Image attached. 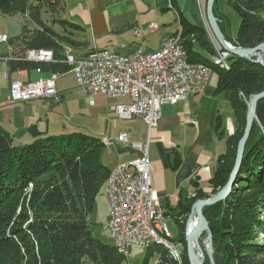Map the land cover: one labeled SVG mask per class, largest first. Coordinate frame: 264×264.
<instances>
[{
  "label": "trees",
  "instance_id": "16d2710c",
  "mask_svg": "<svg viewBox=\"0 0 264 264\" xmlns=\"http://www.w3.org/2000/svg\"><path fill=\"white\" fill-rule=\"evenodd\" d=\"M219 1L215 0L214 12L228 41L244 48L264 42V0H228L241 18L236 36L231 34L228 15L219 10ZM63 10L64 0H0L1 14L21 13L25 18L22 33L9 37L12 53L7 44L0 42L4 45L1 53L8 56L10 74L38 68L51 73L70 71L64 59L67 53L80 54L77 46L84 42L80 37L85 28L64 17ZM50 12L51 20L45 19L43 14ZM181 32L189 61L214 66L219 75L218 91L233 90L232 106L237 118V126L227 139V150L208 186L195 181V196L180 197L175 207L164 204L167 213L188 217L196 200L217 193L229 181L249 100L264 90V63L257 57L233 54L228 68H221L211 59L217 46L210 30L182 17ZM29 49H51L56 61L27 60ZM256 114L229 194L204 207L215 264H264V98L258 102ZM29 131L32 137L16 144L17 134L0 123V264H122L127 258L113 241L107 243L95 236L88 220L113 169L102 160L105 145L101 138L82 131L54 134L36 124ZM176 222L180 236L175 241L187 246L186 219ZM155 245L148 247L145 261L153 250L161 249H154L159 244ZM159 253L160 264L173 263L163 249ZM184 257L183 263L191 264L188 254ZM204 264H212L207 253Z\"/></svg>",
  "mask_w": 264,
  "mask_h": 264
},
{
  "label": "crops",
  "instance_id": "0c3cea01",
  "mask_svg": "<svg viewBox=\"0 0 264 264\" xmlns=\"http://www.w3.org/2000/svg\"><path fill=\"white\" fill-rule=\"evenodd\" d=\"M207 1L64 0L62 14L85 28L80 37L84 42L77 46L80 54L76 56H82V53L95 48L127 53L141 47L150 52L160 49L168 36L181 29L182 17L210 30ZM219 10L226 14L220 7V1ZM152 22L157 23L155 30L149 27ZM139 29L144 31L142 38L136 36ZM3 47L4 45L0 52ZM0 64L4 68H0V75L5 71V79H9L6 77V62L0 60ZM69 72L73 73L71 70ZM50 75L49 70L39 72L25 69L11 73L14 78L23 80H37ZM61 75L64 73H60L58 79ZM218 83L219 75L215 70L203 89L192 92L186 100L164 104L158 125L152 128L140 117L126 120L127 122H123L121 118L120 124L114 121L115 117L120 119L116 106L129 102V98H110L115 100L109 110L112 114L106 120L102 115L98 116L100 121L102 118L107 124L97 132V136L101 139L105 135L113 138L111 145H106L101 140L106 147L114 148L113 151H103L104 163L114 168L122 162L130 161L140 155L132 142H148L153 184L166 206L175 207L180 197L193 194L195 181H199L203 187L208 186L221 155L227 150V139L237 126L232 106L233 90L218 91ZM57 91L60 95L58 87ZM60 97L62 101L63 97ZM47 98L11 101L9 83L6 92L0 88V123L16 134L26 130L27 134L24 136L28 139L32 137L31 134L28 135L31 125L36 124L40 129L49 131V119L46 128H43V118L47 119L53 113L50 110L51 104L44 100ZM120 132L129 134L130 143L117 139Z\"/></svg>",
  "mask_w": 264,
  "mask_h": 264
},
{
  "label": "built area",
  "instance_id": "2783aa9c",
  "mask_svg": "<svg viewBox=\"0 0 264 264\" xmlns=\"http://www.w3.org/2000/svg\"><path fill=\"white\" fill-rule=\"evenodd\" d=\"M151 30L157 23L149 25ZM136 36L142 38L139 29ZM8 34H0V42L7 43ZM12 51V47L8 49ZM213 56L230 62L232 53L223 49ZM6 58L7 56H0ZM27 60L54 62L51 49H29ZM64 62L71 66L77 84L86 93L104 94L108 98H129V102L116 106L120 118L141 117L149 128L158 125L164 104H174L186 100L192 92L203 89L211 75L209 69L195 66L186 57L181 29L176 35L168 36L160 49L147 52L138 47L127 53L109 49H92L84 56L67 53ZM41 72V69H37ZM60 73L37 80H14L10 96L14 102L54 97L60 102L56 83ZM94 100H91L93 103ZM109 145L113 143L111 136ZM117 139L130 143L127 132H120ZM140 155L130 161L118 164L115 178H109L105 197L109 210L106 227L114 244L122 245L129 258L134 245L143 246L149 240H165L164 231L169 230L167 208L161 201L153 184L148 142H132ZM176 248V247H175Z\"/></svg>",
  "mask_w": 264,
  "mask_h": 264
},
{
  "label": "rangeland",
  "instance_id": "374dc122",
  "mask_svg": "<svg viewBox=\"0 0 264 264\" xmlns=\"http://www.w3.org/2000/svg\"><path fill=\"white\" fill-rule=\"evenodd\" d=\"M220 7L223 11L226 12L229 19L231 20V32L233 35H237L239 31V26L241 23V18L237 11H235L231 5L229 4L228 0H220ZM43 14V17L46 19L51 20V12ZM63 15V14H62ZM51 16V17H50ZM24 15L19 13L14 16H5L0 13V34H8L9 37H15L22 33L23 30V24H24ZM219 20V19H218ZM211 31V30H210ZM213 38V41L215 42V45L217 46V50H222V46L217 42L214 36L211 35ZM8 45V49L11 47L9 41L7 43H4V45ZM3 44L0 43V48ZM235 45V44H234ZM220 46V47H219ZM219 47V48H218ZM9 51V50H8ZM13 51V49H12ZM12 51H9L12 53ZM28 52V51H27ZM26 52V55H27ZM218 53V51H217ZM216 53V54H217ZM215 54V55H216ZM233 55V54H232ZM0 56H3V54L0 52ZM8 57V56H7ZM26 58V56H25ZM6 58H0V60H3L6 62L8 60H5ZM27 59V58H26ZM214 68V66H212ZM0 68L4 70L3 65L0 64ZM21 71V70H20ZM18 71V72H20ZM214 72V69L213 71ZM16 76V75H14ZM14 76H11L10 72L6 71V77L9 79H5V71H3L0 75V88L3 89L4 92L8 90L9 83H10V90H11V84L14 80H22V81H29V80H23L21 78H14ZM33 76L36 77V74H33ZM62 76V75H61ZM57 87L59 90L60 95L63 97L62 101L58 104L54 102V97H48L47 99H44L46 103L51 104L50 110H52L53 113H50L46 118H43L45 126L43 128H46L47 120L49 119V131L54 134H60V133H67L70 131H82L85 133H90L92 135L97 136V132L101 131V128L105 127V124L107 122H104L103 119H107L108 115L112 114V111L109 112L111 109V106L113 103H115V100L107 98L103 94H95L92 95L90 93H86L82 87H80L77 82L75 75L71 72H65L60 79L57 81ZM59 95V96H60ZM94 99V104L90 103V99ZM11 99V96H10ZM12 101V100H11ZM56 101V100H55ZM49 110V109H48ZM45 113V110H44ZM102 115L101 121L98 119V116ZM116 116V115H115ZM118 116V115H117ZM114 118V117H111ZM137 118V117H135ZM141 118V117H140ZM120 119L115 117L116 122L120 124ZM126 120L130 121L129 119H123V122H127ZM96 131V132H95ZM24 134H27V131L19 132L15 138V143L18 144L20 141H25ZM31 134L30 132L28 135ZM107 150H114V148L110 147H104L103 151L106 152ZM103 162H105V159H102ZM107 165V164H106ZM110 175V174H109ZM109 177V176H108ZM108 179V178H107ZM107 181V180H106ZM188 197H193L195 194H189ZM207 206V205H206ZM205 207V206H204ZM174 212V211H173ZM175 213V212H174ZM196 216V215H195ZM192 217L190 220L191 224L193 223V220L196 221V217ZM188 217H185L184 215L174 216L170 212L166 214V221L169 228V235L168 240L176 242L178 246V257L172 255L170 248L165 246V244L161 243L160 241H156L157 243L153 244H159L155 245L154 249L161 248L166 253H168L171 258L173 259V263L169 264H184V254H188L187 246H185V243L180 241H175L180 236V230L178 223L176 220L182 222L184 219H186V222L188 220ZM109 219V210L107 206V201L105 197V190H102L101 193L97 196L96 202L94 204L93 210L88 216V220L90 222L91 229L93 231V234L95 236H98L103 241L109 243L112 242V237L110 234L109 229L105 226L107 223V220ZM187 226V225H186ZM263 237V234L260 235ZM167 237V236H166ZM166 239V238H165ZM199 243L201 247L203 248L204 252H206V246L209 243L208 234L207 232H204L201 237L199 238ZM152 246V245H151ZM150 247V246H149ZM161 249L153 250L151 255H149V258L145 261V258L147 254L149 253L150 249L148 247L134 245L130 249L129 258L125 259L122 264H160V253L159 251ZM206 254V253H205ZM180 257V258H179Z\"/></svg>",
  "mask_w": 264,
  "mask_h": 264
},
{
  "label": "water",
  "instance_id": "95a60500",
  "mask_svg": "<svg viewBox=\"0 0 264 264\" xmlns=\"http://www.w3.org/2000/svg\"><path fill=\"white\" fill-rule=\"evenodd\" d=\"M214 3L215 0L207 1V18L210 26V30L214 35L217 42L222 46L223 49L231 52L234 55H239L243 58H252L257 57V60L264 63V42L255 46V47H239L234 45L232 42L228 41L220 27L218 17L214 12ZM264 98V90L253 94L248 103V112L246 125L242 137L239 140L237 147V154L235 159L234 167L231 171L229 181L227 185L222 188L217 193L207 197L199 198L195 201L192 212L187 220L186 226V242L188 250V258L191 264H204L205 261V252L201 245L199 244V237L201 232L206 231L208 234L209 243L206 246V253L208 254L212 264H215L213 256V247H212V233L210 230L209 222L204 214V206L212 205L220 200H223L230 192L235 178L239 172L241 164L243 162V157L246 149V145L254 124L255 119L257 118L256 109L258 102ZM197 214V219L194 222L192 227H189L190 220L193 217V214ZM194 243L198 246V251L194 250Z\"/></svg>",
  "mask_w": 264,
  "mask_h": 264
},
{
  "label": "bare ground",
  "instance_id": "6f19581e",
  "mask_svg": "<svg viewBox=\"0 0 264 264\" xmlns=\"http://www.w3.org/2000/svg\"><path fill=\"white\" fill-rule=\"evenodd\" d=\"M174 35H176V34H174ZM186 57H188L187 50H186ZM211 59H212V61H213V63H214L215 65H217V66H219V67H221V68H228V66H229V63H228V62L223 61V60L220 59V58L212 57ZM191 63H193L195 66H198V67H200V68L209 69L210 72L213 71L212 67L209 66V65H207V64H205V63H201V62H191ZM101 140H102V142H103L104 144H106V145L109 144L108 138L104 137V138H102ZM109 178H115V169H112V170H111L110 175H109V177H108V179H107V181H106V183H105V189H106V186H107L108 183H109ZM195 215L197 216V214L195 213V214H193V217H194ZM196 216H195V217H196ZM191 219H192V218H191ZM194 222H195V220H193V223H192V224H191V222H190L189 227H192V226L194 225ZM204 232H206V231L201 232L200 237H201V235H202ZM166 236H167V237H166ZM168 236H170V235H169V230H166V231H164V238H166L165 240H149L148 243H144L143 246H144V247H149V246H151L154 242L157 243L156 241H160L161 243L165 244V246H167V247L170 248V251H171L172 255L178 257V256H179V255H178V252H179V251H178V249H179L178 246H179L180 244L178 245V244H177L176 242H174L173 240L170 241L171 239L168 240ZM200 237H199V238H200ZM199 244H200V243H199ZM114 245L116 246L117 250H118L120 253H122V254L127 258V251H126V249L123 248L122 245H117V244H114ZM197 246H198V245H197L196 243H194V250H195V252L198 251ZM175 247H176V248H175ZM179 258H180V257H179Z\"/></svg>",
  "mask_w": 264,
  "mask_h": 264
}]
</instances>
